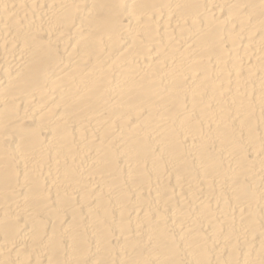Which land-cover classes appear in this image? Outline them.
I'll use <instances>...</instances> for the list:
<instances>
[{
    "label": "bare ground",
    "instance_id": "bare-ground-1",
    "mask_svg": "<svg viewBox=\"0 0 264 264\" xmlns=\"http://www.w3.org/2000/svg\"><path fill=\"white\" fill-rule=\"evenodd\" d=\"M0 264H264V0H0Z\"/></svg>",
    "mask_w": 264,
    "mask_h": 264
}]
</instances>
